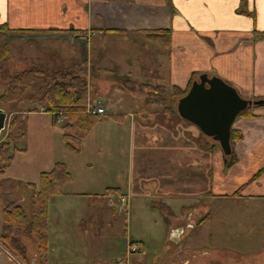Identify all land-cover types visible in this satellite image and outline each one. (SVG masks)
Returning a JSON list of instances; mask_svg holds the SVG:
<instances>
[{
	"label": "crops",
	"instance_id": "crops-1",
	"mask_svg": "<svg viewBox=\"0 0 264 264\" xmlns=\"http://www.w3.org/2000/svg\"><path fill=\"white\" fill-rule=\"evenodd\" d=\"M2 24L12 30L34 31L8 36L12 44L15 38L35 42L26 50L35 56L31 63L54 61L61 68L84 63L90 97L92 79L101 94H106L112 81L124 88L116 76L108 74V52L99 50L91 56L93 38L105 41L108 36L128 34L144 37L142 31L170 30V48L156 45L165 57L166 69L145 83L185 90L190 81L207 74L223 79L242 98L264 99V0H0ZM130 53L136 55L134 60L148 63V45ZM14 59L11 55L9 65L15 63ZM15 66L22 65L16 62ZM93 70L101 76L93 78ZM105 97L107 104L100 103L107 114L100 116L81 143L84 147L90 143V155H68L59 161L66 166L71 181L48 205L46 264H109L115 250L113 246L107 254L103 238L109 236L115 244L113 223L117 221L115 211L121 209V197L130 198L131 208L138 202L151 226L169 224L174 243L182 241L185 229L194 228L191 218L197 223L209 217L191 238L186 235L191 240L211 230L207 247L212 251L199 252L229 264H264V256L255 252H241L242 258L232 260L233 245L215 247L221 237L225 238L223 234H233L235 228L244 226L251 235L248 241L264 238V107H252L253 116L234 121L232 130L240 138L232 146L236 161L226 169L224 155L215 144L209 146L213 152L204 150L206 141L196 127L173 115H161L163 107L146 104L145 96L144 106L114 113L110 111L120 99ZM23 110L22 119L38 113ZM98 126H104L105 136L92 139ZM125 144L127 148L122 149ZM7 174L0 176L6 190L0 192V210L9 202L28 208L31 185L37 187L38 182L19 181L16 188H11ZM238 190L239 195L233 196ZM154 201L166 212H183L188 222L184 218L175 221L176 217L168 222L166 215L153 206ZM185 224L190 227L184 228ZM20 238L27 263L20 262L0 242V264H40L30 240ZM140 245L143 249L142 242Z\"/></svg>",
	"mask_w": 264,
	"mask_h": 264
},
{
	"label": "rangeland",
	"instance_id": "rangeland-1",
	"mask_svg": "<svg viewBox=\"0 0 264 264\" xmlns=\"http://www.w3.org/2000/svg\"><path fill=\"white\" fill-rule=\"evenodd\" d=\"M9 44V60L12 55V57L15 58L12 61L15 63L9 65V62L5 66V68L0 70V93L2 91L4 71L8 75L17 74L18 72L22 71L25 67L30 66V64H32L30 60L35 58V56L31 55L30 51H26L27 47H34L35 42H33L32 40L29 41L20 38H15V44H12V42L10 41ZM140 45H148V63L141 62V60L140 62L134 60L136 58V55H132L133 53H130L131 51H133V49L137 48ZM156 45H159V47H161L160 44L157 42L147 41L145 36L138 37L132 36L130 34L108 36L106 37L105 41L93 38V49L91 52V56L92 54H96L99 50L103 53L108 52V58L110 59L108 67L111 71H118L117 74L121 75H126V73H129L128 75L130 76V78L136 83H145L146 81L149 82V80L153 79L155 75L164 73L166 69L165 57L161 54V48H156ZM37 47H39V45ZM12 49L13 51L11 53ZM93 50L95 51V53H93ZM111 53H115L113 57L111 56ZM130 57L131 60H129ZM95 58L96 57L94 56V59ZM22 59L27 62L23 63V61H21ZM16 62H18V64L20 62L22 66L16 67ZM143 63H147V66H145ZM114 64L117 65L116 68H111ZM44 65L48 70L52 71L67 69L61 68V65L57 66L58 64L54 61L50 63L46 61L44 62ZM145 67H147V70H144ZM69 68H73V66L68 67V69ZM95 68L96 67H94V69ZM92 72L93 78L101 76V74L95 72V70H93ZM95 82L96 81L92 79L90 87L91 97L88 96L89 101L87 103V106H101L103 102L107 104L106 102H108V99H106L105 97L107 95L114 96L110 97L111 100H113V98H115L116 100L120 99L118 105L114 109H111L112 111L110 112L113 113L116 112L118 109L130 107L140 108V106L145 105V102L143 100L145 94L143 96L142 94L139 95L140 93L138 92H128L127 89L119 86V83L115 84L114 81H112L111 87L108 91H106V94H101L100 90L95 89ZM118 86L121 88L119 89V91H117ZM35 91H38L40 93V90L38 88H35ZM117 92H121L122 95L117 96ZM29 93L30 91L28 90V94ZM33 95L35 97L37 96L35 93ZM101 101L102 103H100ZM33 106L37 107L39 114L34 113L23 117L24 120L22 122L24 124L25 136L23 140L17 144L20 151L15 154L11 166L6 171L8 173L6 176L9 178V180H11L10 183H12L11 188H16L17 183L19 181L27 180L32 182L35 181L36 183L38 182L39 185V174L41 173V171L46 172L51 170V168L55 164V161L59 162L61 160L66 159L68 155H78L80 153V157H85L90 155V151H92V146L90 145V143H87L85 147L80 146V151L78 153H74L68 150L62 140L61 125L59 123L55 124L54 115L44 112V108H41L39 104L35 101L28 102L27 100H25L23 103H13L9 106V109L6 111V128L0 134V141L5 138L6 133L8 131L9 123L14 117V115H18V121H20L21 117L23 116L22 113L20 114V111L26 107L30 108ZM109 106H111V104ZM174 118L179 119L178 116H174ZM189 124L188 122L186 123V125ZM103 130L104 126H98V128H96L92 133V139H95L97 137H104L105 132ZM203 138L206 141V144L204 143L205 147H209L210 144H213V141L211 139L207 137ZM126 148L127 145L125 144L122 149ZM123 154H126L125 150L123 151ZM1 191L5 193L6 190L4 185L0 183V192ZM0 199L3 201L1 195ZM82 202L85 203V201ZM161 205L162 204L160 203H155V201L153 203V206L158 207L160 213L166 215L168 222L169 219L172 220L170 217H176L175 221H177L178 218H184L185 222H188L183 212H166L164 209H162ZM24 208L27 210V207ZM1 211L2 209L0 210V225H2ZM115 213L117 219V221L113 223V239L115 244L112 245L111 237L105 236L103 238V242L105 244V252L108 254L109 251L115 250V252L111 253V256L109 258V264H118L119 261L126 259V257H128L127 264H229L225 263L223 259L217 257L211 258L207 253L199 252L200 250L212 251V248L207 247L208 235L211 233V230H209V228L206 229L201 235L196 236L191 240H187L186 235L188 233L189 237V235L192 234L193 229H185V236L182 238V241L180 243H174L171 241V236H169V224L167 227L163 226L162 224H157L155 226H151L150 224H148V217H143V211L138 202H135L133 208H131V201L129 198L128 212L122 210L121 208L118 213L116 211ZM195 221L196 219L194 218L190 219L192 227H195ZM184 226V228L190 227L187 224H185ZM23 231L24 230L20 228L17 232H15V236H17L19 233L17 237L19 238L21 244L22 242L20 235L21 237H24L26 239ZM252 231L256 232L257 229H252ZM222 236H224L225 238L221 237L220 241L218 240L219 243L216 244L215 247L220 248V245L226 247H229L228 244L233 245L232 247H230L231 250H234L233 255H231L232 260L242 258L240 256L243 255L241 252H255L256 254L264 256V238L262 240L248 241V238L251 237V235H248L247 226L241 227L240 230L235 228L233 234H223ZM230 236H234L235 238H231L232 240H230ZM226 239H228L227 242ZM132 241H134L133 244H131ZM140 242H142L143 244V249H141ZM126 243H130L131 245H135L136 247H138L136 252L129 255L126 254ZM107 247H109V249H107ZM119 250L120 252L117 253ZM187 250H189L188 253ZM1 252L3 253V251ZM12 255L15 257L13 253ZM253 260L258 261L254 258Z\"/></svg>",
	"mask_w": 264,
	"mask_h": 264
},
{
	"label": "trees",
	"instance_id": "trees-1",
	"mask_svg": "<svg viewBox=\"0 0 264 264\" xmlns=\"http://www.w3.org/2000/svg\"><path fill=\"white\" fill-rule=\"evenodd\" d=\"M13 32L24 34L34 31L30 29L12 30L6 24L0 25V70L9 63L10 44L8 36ZM142 34L147 41L157 42L164 49L170 48V30H147L142 31ZM67 69L48 70L41 62L37 61L14 75H8L4 71L0 93V108L7 111L13 103H23L25 100L28 102L35 101L41 108H44V112L54 115L55 124H57V117L62 118L60 125L64 145L71 152L78 153L82 141L96 126L100 116L89 115L86 112L89 99L86 82L87 69L84 63ZM117 72L110 70L108 74L113 77L116 76L117 80L128 91L145 94L146 104L163 107L160 112L161 115L178 116L181 121L186 122L177 114L176 104L178 99L188 92L193 81H190L185 90H180L175 86L166 87L155 86L150 83H136L129 75H121ZM35 88H38L40 93L35 91ZM28 90L30 91L29 94ZM34 93L37 98L33 95ZM253 109L252 107L247 108L238 117L253 116ZM24 112H38V109L33 106L27 108ZM23 120L21 118L18 121V115H14L9 123L5 138L0 141V176L6 173L13 162L15 154L20 151L17 144L25 136ZM201 136L205 137L203 134ZM239 138V133L231 129V146ZM213 144L220 150L218 144L215 142ZM202 147L206 151L213 152L214 150L204 145ZM235 161L236 157L232 151L230 156H224L225 168L232 166ZM258 175L259 173L256 176ZM70 181L71 175L66 166L63 163H55L51 170L39 174L38 187L31 185L32 192L29 196L27 210L22 205L14 202H9L4 207L0 242L20 262L27 263L24 248L19 238L15 236V232L22 228L25 237L33 245L40 264H46L48 257V205L53 197L63 194L62 186ZM239 193L240 190L232 195L238 196ZM206 220H209V217L202 218L196 223L192 234L189 235L190 238L194 232L200 230Z\"/></svg>",
	"mask_w": 264,
	"mask_h": 264
},
{
	"label": "water",
	"instance_id": "water-1",
	"mask_svg": "<svg viewBox=\"0 0 264 264\" xmlns=\"http://www.w3.org/2000/svg\"><path fill=\"white\" fill-rule=\"evenodd\" d=\"M250 107H264V99L242 98L223 79L201 74L188 92L178 99L179 117L196 127L201 134L218 144L224 156H230L231 129L240 113ZM7 112L0 108V134L6 128Z\"/></svg>",
	"mask_w": 264,
	"mask_h": 264
},
{
	"label": "built area",
	"instance_id": "built-area-1",
	"mask_svg": "<svg viewBox=\"0 0 264 264\" xmlns=\"http://www.w3.org/2000/svg\"><path fill=\"white\" fill-rule=\"evenodd\" d=\"M43 112V111H41ZM87 114L89 115H98V116H104L107 114L106 109L101 105V106H94V105H88L87 109H86ZM62 122V118L61 117H57L56 119V123H61ZM120 202V206L122 208V210H125L126 212H128V204H129V200L128 197H121L119 199ZM132 244V243H131ZM130 243H128V245L126 246L125 252L126 254H132L135 253L137 248L135 245H131ZM128 261V257H126V259L121 260L118 262V264H127ZM55 264H65L64 262H58Z\"/></svg>",
	"mask_w": 264,
	"mask_h": 264
}]
</instances>
